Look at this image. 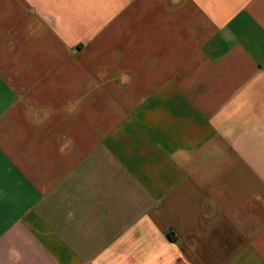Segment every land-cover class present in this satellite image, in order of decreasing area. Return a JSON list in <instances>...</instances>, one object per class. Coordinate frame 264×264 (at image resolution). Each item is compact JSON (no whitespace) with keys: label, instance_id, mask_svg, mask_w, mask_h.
<instances>
[{"label":"crops","instance_id":"crops-1","mask_svg":"<svg viewBox=\"0 0 264 264\" xmlns=\"http://www.w3.org/2000/svg\"><path fill=\"white\" fill-rule=\"evenodd\" d=\"M0 264H264V0H0Z\"/></svg>","mask_w":264,"mask_h":264}]
</instances>
